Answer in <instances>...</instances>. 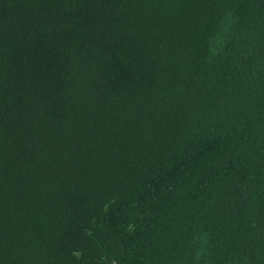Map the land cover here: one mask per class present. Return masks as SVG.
I'll use <instances>...</instances> for the list:
<instances>
[{
    "label": "trees",
    "instance_id": "1",
    "mask_svg": "<svg viewBox=\"0 0 264 264\" xmlns=\"http://www.w3.org/2000/svg\"><path fill=\"white\" fill-rule=\"evenodd\" d=\"M0 264H264V0H0Z\"/></svg>",
    "mask_w": 264,
    "mask_h": 264
}]
</instances>
